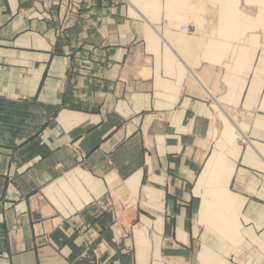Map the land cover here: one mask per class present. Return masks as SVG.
Segmentation results:
<instances>
[{
  "label": "crops",
  "instance_id": "crops-1",
  "mask_svg": "<svg viewBox=\"0 0 264 264\" xmlns=\"http://www.w3.org/2000/svg\"><path fill=\"white\" fill-rule=\"evenodd\" d=\"M0 264H264V0H0Z\"/></svg>",
  "mask_w": 264,
  "mask_h": 264
},
{
  "label": "rangeland",
  "instance_id": "rangeland-1",
  "mask_svg": "<svg viewBox=\"0 0 264 264\" xmlns=\"http://www.w3.org/2000/svg\"><path fill=\"white\" fill-rule=\"evenodd\" d=\"M122 1V0H119ZM77 8L76 6H71L69 9V14L73 15L76 14ZM74 22L68 19L64 22L63 25L60 26L59 31H58V39L62 40L66 37L65 33V28L68 27L69 25H72ZM165 26V25H162ZM185 27H181L180 30ZM185 31L182 32H187L188 29L185 28ZM84 159V153H77L75 156V162L77 165H79ZM108 192V199L103 203L101 208L98 210L97 213L101 212H107L110 214L112 218V227H116L118 229L117 235L119 237H126L133 233L136 229L134 228L135 226L131 224L130 220L132 217V211H133V204L130 199H128L124 193L119 192L115 193L111 189L107 190ZM128 226V229L126 230L125 226ZM90 225H78L76 226V231H77V236L80 239V243L82 246L86 249H90L93 246V243L95 241V236H91L90 230H89ZM111 227V228H112ZM125 227V228H124ZM112 230V229H111ZM114 237V236H113ZM115 239L117 237H114Z\"/></svg>",
  "mask_w": 264,
  "mask_h": 264
},
{
  "label": "built area",
  "instance_id": "built-area-1",
  "mask_svg": "<svg viewBox=\"0 0 264 264\" xmlns=\"http://www.w3.org/2000/svg\"><path fill=\"white\" fill-rule=\"evenodd\" d=\"M185 30H186L185 28L182 29V31H185Z\"/></svg>",
  "mask_w": 264,
  "mask_h": 264
}]
</instances>
